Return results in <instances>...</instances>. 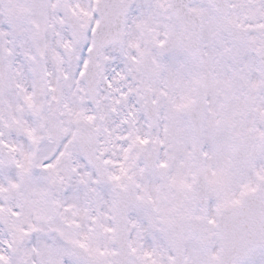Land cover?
I'll return each mask as SVG.
<instances>
[{
  "label": "flooded vegetation",
  "instance_id": "af4514ba",
  "mask_svg": "<svg viewBox=\"0 0 264 264\" xmlns=\"http://www.w3.org/2000/svg\"><path fill=\"white\" fill-rule=\"evenodd\" d=\"M100 1L71 0L73 13L65 11V5L54 8L53 14L40 1L34 7V22L0 33V133L15 156L10 167L0 156V239L21 238L10 250V264H32V247L28 245L31 234L65 242L70 248L71 264H126L117 243L120 219L115 191L129 183L135 184L139 199L129 209L128 264H166L171 251V218H176L171 219V226L178 220L189 237L198 239L189 228L194 217H203L200 209H193L195 187L199 173L208 171L210 193L218 190L220 175L215 156L224 122L236 139L243 137L248 143L246 156L254 161L253 168L264 164L263 132L260 141L254 138L259 136L256 127L260 126L259 113L264 109L256 46L247 43L253 49L234 60L224 75L219 71L217 54H200L195 59L182 54L184 30L174 14L188 8L201 17L215 15L216 28L225 26L228 19L225 21L208 4L199 2L134 0L124 26L131 44H138L140 29L157 28L161 16L167 15V37L172 47L168 55H157L148 71L143 70V61L136 71L112 68L107 72L109 87L105 81L100 85L98 104L84 109L98 126L101 152L112 180L110 185L101 184L76 141L81 113L76 93L88 54L81 47L90 46L92 38L80 39L69 21L72 14L77 16L90 32L99 22L94 9ZM231 2L230 15L240 16L232 23L244 24V15L252 26L264 23V0ZM14 31L22 38L16 40ZM65 41L69 51L66 58ZM208 61L210 76L198 79ZM153 71L157 77H152ZM133 74L139 79L135 81ZM199 82L204 86L207 103L198 144L190 111ZM144 86L143 96L140 90ZM32 89L41 94L40 107L16 114L8 96L28 95ZM147 96L155 105L152 122L146 108ZM256 142H260L257 148ZM153 158L155 169L150 168ZM220 217L219 196L215 195L209 212L215 239ZM36 250L39 252V248ZM42 250L63 253L59 246ZM250 264H264V250Z\"/></svg>",
  "mask_w": 264,
  "mask_h": 264
},
{
  "label": "water",
  "instance_id": "95a60500",
  "mask_svg": "<svg viewBox=\"0 0 264 264\" xmlns=\"http://www.w3.org/2000/svg\"><path fill=\"white\" fill-rule=\"evenodd\" d=\"M242 32L246 35L249 34V30ZM100 37H102V35L97 33L96 51H99L104 46L100 44ZM95 62V58H93L90 71L94 70ZM261 62L264 67V49L261 52ZM78 141L87 161L97 169L100 180L102 182H108L107 167L104 163V158L99 156V141L96 131L91 124L87 122H82L80 124ZM224 222L225 226L222 229L224 251L222 261L219 264H235L242 259L247 252L251 251L255 246L257 237L260 240L264 239L263 190L247 197L235 211L227 214ZM176 255L177 264H182L183 239L179 234H176Z\"/></svg>",
  "mask_w": 264,
  "mask_h": 264
},
{
  "label": "rangeland",
  "instance_id": "374dc122",
  "mask_svg": "<svg viewBox=\"0 0 264 264\" xmlns=\"http://www.w3.org/2000/svg\"><path fill=\"white\" fill-rule=\"evenodd\" d=\"M54 4H56V3H54ZM15 11H18L17 9H15ZM209 30L210 29H208V32H209ZM158 33H160V32H158ZM165 33H163V34H155V37H154V34H153V32L152 31H149V32H147V40L150 42V46L151 45H153L154 43H155V38H160L162 35H164ZM130 47L129 46H127L126 48H125V50H128ZM143 49H144V46L143 45H141V46H139V47H137V54H141L142 53V51H143ZM84 88L85 87H83L82 89H81V93H80V99H81V107L84 109V106H83V102H84V99L82 100V97H83V95H84ZM13 100H14V106L15 107H21L22 105H23V103H28V101H29V96H27V95H13ZM15 112V111H14ZM241 187H243L242 185H241ZM242 189V188H241ZM245 190H248L249 188H244ZM242 192V191H241ZM41 244V246H44V245H50V243L49 242H47V241H45V240H42V242L40 243ZM206 255H198L196 258H195V260H194V264H206Z\"/></svg>",
  "mask_w": 264,
  "mask_h": 264
}]
</instances>
